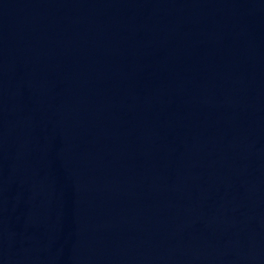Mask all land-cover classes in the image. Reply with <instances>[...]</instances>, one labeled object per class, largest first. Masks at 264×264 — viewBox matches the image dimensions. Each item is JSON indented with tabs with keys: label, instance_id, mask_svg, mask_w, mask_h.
Instances as JSON below:
<instances>
[{
	"label": "water",
	"instance_id": "water-1",
	"mask_svg": "<svg viewBox=\"0 0 264 264\" xmlns=\"http://www.w3.org/2000/svg\"><path fill=\"white\" fill-rule=\"evenodd\" d=\"M0 264H264V0H0Z\"/></svg>",
	"mask_w": 264,
	"mask_h": 264
}]
</instances>
